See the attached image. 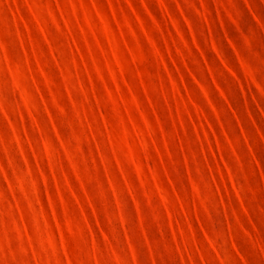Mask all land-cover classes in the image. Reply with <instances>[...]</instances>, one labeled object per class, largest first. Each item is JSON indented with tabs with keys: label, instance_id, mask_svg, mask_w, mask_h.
I'll return each mask as SVG.
<instances>
[{
	"label": "rangeland",
	"instance_id": "rangeland-1",
	"mask_svg": "<svg viewBox=\"0 0 264 264\" xmlns=\"http://www.w3.org/2000/svg\"><path fill=\"white\" fill-rule=\"evenodd\" d=\"M0 264H264V0H0Z\"/></svg>",
	"mask_w": 264,
	"mask_h": 264
}]
</instances>
